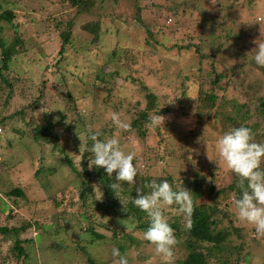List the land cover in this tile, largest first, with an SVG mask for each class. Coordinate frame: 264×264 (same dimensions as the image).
Here are the masks:
<instances>
[{"label": "trees", "instance_id": "obj_1", "mask_svg": "<svg viewBox=\"0 0 264 264\" xmlns=\"http://www.w3.org/2000/svg\"><path fill=\"white\" fill-rule=\"evenodd\" d=\"M243 1L245 2V6H242L245 9L243 15L248 18L247 14L251 10L260 14L253 18V22L250 19L249 22L241 20L239 14L231 15L230 4H220V9L225 14L222 17L223 21H215L216 15L210 17L211 12L203 9L204 18L199 22L200 32L197 36L172 26L169 28L171 33L164 34L160 32L162 26L157 23L158 16L149 22L147 17L149 19L155 13L141 17L139 15L142 13L141 8H138L135 17L141 25L138 35L140 38L137 39L138 42H131L132 38L129 36L132 34L129 33L133 30L131 27L127 28L128 19L125 17L111 15L110 23H107L105 19L109 15L106 16L101 10L96 12L95 5L99 3L98 0H66L68 7L53 16L49 25L56 29L57 33L52 37L57 38L59 44L54 55L50 57L36 50L31 52L32 50L27 47L28 44L21 33L22 24L16 20L15 9L21 2L0 0V127L14 132L21 140L30 138L38 146H52L55 153L62 155L59 165L68 167L72 173L64 177L63 167L45 165L44 156H39L40 164L33 167V172L40 180L48 179L43 185L61 183L59 187L52 185L51 191H48L47 198H54L50 206L45 200L46 197L41 196L38 191L30 189L29 194L19 186L10 190L0 188V245L10 244L8 253L0 251V264H26L29 254L25 246L34 239L24 234L35 222V226L41 225L37 228L38 235L46 230L42 229L43 224L51 225L53 230L64 235V253H67L68 257L76 254V251L91 253L99 249V253H102L103 248L109 250L110 242L120 239L127 241L126 245H119V251L122 253L129 248L128 246L139 245L143 237L136 235L135 232L141 230L143 233L149 226V218L132 203L133 198L137 196L136 189L140 188L147 194L150 192L148 185L153 181L159 183L163 180H167L174 190L186 188L193 193L194 212L190 229L185 226V219L178 213L175 205L163 209L165 219L175 231L177 245L183 247L186 252L181 264L238 262L236 254L240 251H237L231 242L234 237L243 240L245 234L228 209L233 205V196L239 197L240 194L236 187L237 178L227 169L226 174L214 173L207 183H203L204 177L201 174L186 178L185 170L169 166L167 160L171 158L187 160L186 157L191 155L189 142H182L178 137L181 134L175 132L171 125L153 128L158 140L156 149L158 155L153 160L155 163L146 161L142 165L144 168L139 169L135 159L138 152L135 151L133 163L137 167L138 175L135 178L136 183L130 185L126 182H117L114 176L106 175L103 168L91 167L93 157L90 153L91 141L87 139L88 135L90 132H98L99 139L102 141L107 139L103 130L85 128L78 104L83 95L79 94L74 84H69L66 76L63 77L65 81L58 79L61 84L64 82L66 85L63 97L65 102L63 101V109L57 113L58 120L50 119L47 110L38 113L47 88L44 78L38 87V96L27 105L32 116L29 123L24 119L26 109L15 110L9 114L2 113L8 110L11 98L18 88L25 87L30 90L31 80L26 75L33 69L31 66L33 62L42 60L52 62L56 73L60 71L65 75L69 73L70 76H78L81 72V76L84 77L80 76L81 85L84 88L89 85L88 89L92 93H97L101 87L104 89L110 86L115 89V81L120 74L114 68L123 58L129 56L126 54L131 55L135 50L137 53L144 52L145 55L157 57L159 61L167 59L166 65L157 60L158 68H155L154 72L151 71L159 76L158 80L183 77V81L177 80L180 85H177L175 90L177 87H183V82H188L190 88H197V93L190 92V88H184L179 97L173 96L172 99L173 110H177L180 116L196 119L198 123L196 131L203 119L208 118L207 114H211L213 120L217 121L220 117L225 119L222 120L227 124V131L234 127L246 126L252 130L255 142L264 143V90L259 94L264 85L259 83L262 87H255L256 83L250 81L242 86V89L238 88L237 84L241 73L245 72L246 65L251 64V67L258 68L264 74V68L255 64L251 53L256 47L253 41L264 40V9L256 5L258 0ZM120 2L121 0L113 1L115 4ZM27 3L31 5L29 1ZM175 5L171 9L177 10L179 5ZM102 6L103 3L100 4V8H103ZM27 7L26 4L23 9L26 10ZM183 10L185 11V8ZM84 15L88 17L79 18ZM160 17L165 19L166 11ZM29 19L33 21L31 16ZM110 24L113 26L110 27ZM142 48L146 49L142 51ZM35 53L39 55L37 61L33 56ZM132 59H135V55ZM132 63L126 61L121 66L130 74L135 70ZM206 65L207 69L204 71ZM109 67L114 71L109 70ZM78 69L81 71L78 72ZM129 74L123 81L139 83L138 91L143 95L145 106H139V102H135L136 118L130 124V131L120 130L123 137L119 142L120 148L124 151L126 143L133 144L137 141L143 149L152 153L154 150L146 144L152 127L150 117L153 114H160L169 118L173 110L157 98L151 86L143 85ZM110 87L107 89L108 92ZM34 117L38 118L37 122H34ZM18 118H21L23 124L31 126L12 127L20 120ZM66 120L69 123H66ZM72 123L74 126L71 129ZM114 133L115 131H112L110 135L113 137ZM6 139L10 141L9 137ZM157 159L166 162L168 167L159 165L160 161ZM219 179L221 182L225 181L224 184L221 185ZM113 183H120V187L111 189L110 185ZM222 196L228 199L220 201ZM198 199H204L209 208L204 206V202L196 204ZM48 206L54 209V219L51 221L41 216V211ZM22 208L26 209L29 216L22 213ZM99 211H102V214ZM16 212L22 214L16 215ZM105 216L111 217V222L103 220ZM125 222L128 226L123 225ZM116 223L121 224L122 228L115 226ZM108 231L112 232L111 239L106 238ZM243 248L242 245L240 249ZM246 256L248 255L244 256V260H247ZM76 257L77 255H74L73 259ZM73 259L68 258L69 261ZM211 259L216 262L211 263Z\"/></svg>", "mask_w": 264, "mask_h": 264}, {"label": "rangeland", "instance_id": "obj_2", "mask_svg": "<svg viewBox=\"0 0 264 264\" xmlns=\"http://www.w3.org/2000/svg\"><path fill=\"white\" fill-rule=\"evenodd\" d=\"M14 1V0H13ZM20 1L21 4L19 7L15 9L16 12V20L18 23H21V33L24 35L25 42L28 44V48L34 52L35 50L40 54H44L47 56L54 55L57 47L59 46L58 40L55 37H52L55 33H57L56 29L51 25V19L55 16L59 11L62 12L68 7L66 0H15ZM31 3L29 5L27 3ZM114 0H98V4L96 3L95 9L96 12L100 11L104 12L106 17V22L110 23L109 17L111 15H116L117 17H125L128 19L127 28H132L131 42H138L137 39L140 38L139 29L141 27L140 23L137 22L135 15L137 14L138 8H141V12L139 15L142 17L147 16L149 14L155 13L152 17H147L149 22L155 19V16H158V22L162 26V30L160 32L166 34H170L171 31L169 28L177 27L178 29H182L187 33H190L193 36L199 35L200 32L199 22L204 18L205 9L210 13V17H213V14L216 15L215 21H223V15H225L220 9V4L227 5L230 4L232 6L231 15L239 14L241 16V20L249 22L248 19L253 22V18L259 16L257 11H249L247 16L243 15L245 2L243 0H217L216 4H212L211 0H121L119 4L113 3ZM250 1V0H248ZM101 2V3H100ZM252 2V1H250ZM103 3V8H100V4ZM27 4L28 9H23ZM178 4L179 7L177 10L171 9V7H175ZM257 6H260L261 9H264V0H258L256 2ZM135 7V8H134ZM33 9V11L31 9ZM185 8V11L183 10ZM183 10V13H182ZM166 11V18H161L160 15ZM221 11V12H219ZM263 12V11H262ZM178 13V15H177ZM175 14V15H174ZM183 14V15H182ZM32 17L33 21L29 17ZM48 16V18H47ZM151 16V15H150ZM88 15L79 16V18L86 19ZM35 19V20H34ZM90 19V18H89ZM122 21H119V23ZM113 24H110L112 27ZM52 37V38H50ZM40 44V46H39ZM146 48H142L144 51ZM94 54V53H93ZM142 54V55H141ZM129 55V56H127ZM135 59H132L134 57ZM35 61H37V57L39 55L37 53L33 54ZM127 57L123 58L119 65H117L114 69L118 71L120 76L115 81V89L113 90L110 86H107L103 89L101 87L97 93H92L87 86L85 88L81 85L82 78L81 72L78 76H73L69 73L66 75L60 73L58 71L56 73V68L52 66V62H47L45 60L37 61L31 65L32 70L28 72L26 75L30 78L31 82H29V86H31L30 90L28 88H18L16 94H14L13 98H11V103L6 110V112L2 114H9L15 110L26 109L25 121L30 122L32 119L31 112L28 110L27 105L38 96L39 91L38 87L40 86V82L44 78L47 82V88L45 91V98L43 103L40 105L38 113H42L44 111L49 112V118L53 120H58V111L63 109V101L65 102V91L66 85L64 82L61 84L58 79L65 81L63 77L66 76L67 81L75 85V89L78 90L82 98H80L78 104L80 109L81 118L85 123V128L90 130L92 127L94 131H104L105 139H110L112 135L110 133L115 131L112 138H117L119 142L123 137L121 136L120 130L113 124L111 120V114L117 113L119 114L120 119L123 122L131 124L132 120L136 118L135 115V102L138 101V105L145 106L144 98L141 92L138 91L139 83L132 84L130 82H124L123 78L129 74L126 69H124L121 65H123L126 61L130 63L132 61L134 71L130 72L129 75H132L137 81H141L143 85H148L152 87V90L157 95V98L167 105L169 108L173 110L174 105L172 104L173 96L179 97L182 93V90L189 89L190 86L188 82H181L183 87H177L180 85L178 81H183V77H179V79L172 78H163L158 80V75H155L151 71H155V68H158V64L161 61L163 65H166V58L162 60H158L157 57H154L146 54L144 52L137 53V51H132L131 55L126 54ZM86 59V58H85ZM157 60L159 62H157ZM112 67L108 69L114 71ZM244 68V67H243ZM204 71L207 69V65L203 68ZM245 72H242L239 81L238 88H242L245 84H248L250 81H254L255 87L259 86V83L264 85V74L258 68L251 67V64L246 65L244 68ZM81 69H78V72ZM88 70H85V72ZM168 73L170 71L166 70ZM152 73V74H151ZM205 73V72H204ZM154 74V75H153ZM84 75V73H83ZM82 78H81V77ZM178 80V81H177ZM110 87V92H108V88ZM190 92L197 93V88H190ZM243 89V88H242ZM263 89L260 90L259 94ZM263 93V92H262ZM79 95V96H80ZM240 95V93L238 94ZM236 100V99H234ZM249 100V99H248ZM171 102V103H170ZM38 105V106H39ZM138 106V107H139ZM137 107V108H138ZM225 109V108H223ZM225 113L227 110L225 109ZM206 119H203L202 123L199 126V129L196 131V126L198 123L196 119L192 117H182L180 116L177 110H173L170 114L169 118H166L163 125H171L173 130L177 132L178 137L182 142H189V150L191 152L192 159L189 160V157H186L187 160L182 158H171V160H167L169 166L180 168L178 170H185L184 175L186 178H190L195 174H201L204 177L203 183H207L213 176L214 173L217 175L226 174L227 168L223 162L219 161L218 154L216 151V142L217 140L227 131V124L223 117H220L217 121L213 120L211 114H207ZM20 119V120H19ZM15 120V119H14ZM19 121L13 124L12 127H24L31 126V124H23L21 118H18ZM38 118L34 117V122H37ZM225 120V119H224ZM93 121L92 123H90ZM66 123L69 121L66 120ZM161 125V126H163ZM71 126V124H70ZM73 123L71 129L73 128ZM0 188L10 190L14 187H21L26 190L29 194L32 190L38 191L41 196L46 197L45 200L50 206L54 202V198L48 199L47 194L50 190V187L54 185L55 187L61 186L60 182H54L52 185H43L45 181L48 179L44 178L40 180L38 176L33 172V167L39 165V156L43 155V163L45 165H53L60 166L59 162L62 155L60 153H55L52 146L41 147L38 146L35 142H33L30 138L21 140L18 138L14 132L10 130H5L0 127ZM180 132V133H179ZM10 139L8 140L6 138ZM147 146H149L152 150V153L143 149V146L134 141V143H126L124 147V152H131L132 154L138 152V155L135 156L137 160V166L139 169H142L143 163L146 161H152L155 163L154 157H157L156 149L158 147V140L155 135V130L153 127L150 129V137L147 140ZM63 145V144H62ZM180 145V144H179ZM52 147V148H51ZM57 150V149H56ZM150 150V149H149ZM151 151V150H150ZM76 159V158H75ZM212 161H210V160ZM77 160V159H76ZM158 160V159H157ZM160 161V160H158ZM214 161V162H213ZM216 162V163H215ZM159 165L166 166V162L160 161ZM63 167V171L65 172L63 176H68L71 173V170L68 167ZM59 167V168H60ZM168 167V166H166ZM144 168V167H143ZM36 176V177H35ZM197 180V179H196ZM229 181V179H228ZM62 182V180H61ZM225 181L219 179V183L222 185ZM227 182V180H226ZM202 183V185H203ZM186 187V186H185ZM179 188V187H177ZM191 188V187H190ZM192 189V188H191ZM58 195V194H56ZM1 196V194H0ZM59 198V197H58ZM228 198L220 197V201H226ZM204 199H198L196 204L203 203ZM204 206L207 202H204ZM41 211V216L49 219V221L54 219V209L49 207ZM212 207V206H211ZM209 208V207H207ZM66 209L67 208H61ZM74 209V208H71ZM228 209L231 210V215H234L233 205L229 206ZM101 210V209H99ZM22 213H25L26 216H29V213L26 212V209H21ZM102 214V211H99ZM16 212V215L22 214ZM111 217L105 216L103 220L110 221ZM236 220V219H235ZM111 222V221H110ZM36 223V222H35ZM34 225L30 228L32 231H26L24 236H29L34 231V228L38 226ZM245 234L242 237L243 240L237 239L234 237L231 242L232 246L237 248V251H240L238 256V262L236 264H264V239H256L253 238L252 231L253 229L250 226L242 225L238 223ZM118 228H122V225L119 223L114 224ZM124 226H128L127 222L123 224ZM50 226L45 225L43 229H48ZM36 228V231L38 232ZM54 228H50L49 230H44V233L34 238L32 243L26 244V250L29 254L28 259L26 260V264H113V256L112 249L118 248L120 244L126 245L127 241L124 239L115 240L110 242L109 250L106 251V248H103L102 253H99V249L96 251H92L84 253L82 251H76V254H72L73 256L68 257L67 253H64V235L62 233L53 230ZM126 229V228H125ZM136 235L142 236L143 233L141 230H137ZM37 234H33V237ZM112 232H107L106 238L111 239ZM243 245V249L240 248ZM7 245H0V251L3 253H8ZM128 246V245H127ZM126 251L121 253V255L125 256L128 260V264H165V261L162 257L155 254L154 247L148 243H144L143 240L140 241L139 245L128 246ZM186 252L185 249L176 244L174 248V257L171 261V264H180V261L183 260ZM76 257V259L74 257ZM246 256L247 260H244V256ZM230 256V258H232ZM68 258L73 261H69ZM64 259V260H62ZM60 260V261H58ZM62 261V262H61ZM211 263H215L214 260H210ZM10 264V263H9Z\"/></svg>", "mask_w": 264, "mask_h": 264}, {"label": "clouds", "instance_id": "obj_3", "mask_svg": "<svg viewBox=\"0 0 264 264\" xmlns=\"http://www.w3.org/2000/svg\"><path fill=\"white\" fill-rule=\"evenodd\" d=\"M216 2L217 0H211L212 4ZM253 43L256 45L251 50L253 60L257 66L264 68V40H255ZM110 118L119 130L130 131V124L123 122L119 114L112 113ZM165 120L166 117L153 114L150 117V125L156 128L163 125ZM87 139L91 141L90 153L93 157L91 167L103 168L106 175L114 176L117 182H126L130 185L136 183L138 170L133 163L134 154L122 151L117 138L102 141L98 132H90ZM216 151L219 161L223 162L237 178L236 187L240 194L239 197L234 195L232 198L235 219L242 225L250 226L254 238H264V167H262L264 143L255 142L254 134L249 127L239 126L225 132L217 140ZM191 159L190 156L189 160ZM110 187L118 189L120 183H113ZM147 187L150 188L149 193L145 194L137 188V196L132 200V203L149 218V226L143 232V240L154 247L155 254L162 257L165 264H171L177 239L174 229L163 215V209L175 205L178 213L185 219V226L190 229L194 212L193 193L186 188L174 190L167 180L159 183L153 181ZM45 225L49 224H43V227ZM49 226L46 230H50L52 226ZM36 228L32 236L30 234L28 237L34 239L39 236ZM33 234L37 235L33 237ZM112 256L113 264H128L127 258L121 255L118 248L112 249ZM182 262L180 261V264Z\"/></svg>", "mask_w": 264, "mask_h": 264}]
</instances>
